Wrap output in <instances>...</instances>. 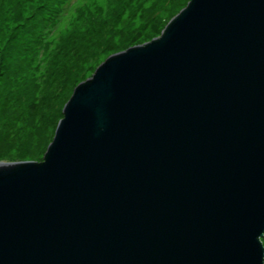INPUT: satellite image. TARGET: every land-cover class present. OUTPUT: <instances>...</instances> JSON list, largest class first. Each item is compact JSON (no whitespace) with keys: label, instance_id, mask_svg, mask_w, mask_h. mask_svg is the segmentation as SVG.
<instances>
[{"label":"water","instance_id":"water-1","mask_svg":"<svg viewBox=\"0 0 264 264\" xmlns=\"http://www.w3.org/2000/svg\"><path fill=\"white\" fill-rule=\"evenodd\" d=\"M263 234L264 0H190L0 161V264H263Z\"/></svg>","mask_w":264,"mask_h":264},{"label":"rangeland","instance_id":"rangeland-1","mask_svg":"<svg viewBox=\"0 0 264 264\" xmlns=\"http://www.w3.org/2000/svg\"><path fill=\"white\" fill-rule=\"evenodd\" d=\"M189 1L0 0V161L42 162L74 88Z\"/></svg>","mask_w":264,"mask_h":264},{"label":"trees","instance_id":"trees-1","mask_svg":"<svg viewBox=\"0 0 264 264\" xmlns=\"http://www.w3.org/2000/svg\"><path fill=\"white\" fill-rule=\"evenodd\" d=\"M263 238V237H262Z\"/></svg>","mask_w":264,"mask_h":264}]
</instances>
